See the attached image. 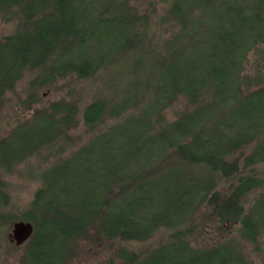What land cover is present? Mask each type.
<instances>
[{"label": "trees", "instance_id": "16d2710c", "mask_svg": "<svg viewBox=\"0 0 264 264\" xmlns=\"http://www.w3.org/2000/svg\"><path fill=\"white\" fill-rule=\"evenodd\" d=\"M91 1L0 0L2 9L17 6L31 23L0 44L4 83L10 87L27 65L47 64V73H74L79 78L92 75L104 57L95 45L97 27L87 23L89 15L83 10ZM244 7L228 6L229 16L215 19L222 31L221 50L214 47L208 60L195 67L196 72L184 67L186 60L174 76L171 68L167 70L149 111L158 113L177 96L195 99L208 93L211 103L198 104L159 133L150 132L142 120L124 122L47 172L31 202L37 215H22L34 227L26 250L32 264H42L43 257L62 247L58 242L65 247L68 238L96 222L98 233L109 240L144 241L158 228L174 230L171 241L142 257L120 250L124 264H247L229 243L196 248L185 237L186 230H181L204 205L215 207L220 222H239L242 237L255 241L264 235V189L248 209L244 206L246 196L262 188L260 178L239 176L230 195L215 189V178L237 173L231 153L244 144L256 143L245 157L248 165L264 161V86L242 93L237 79L251 47L264 45V0L249 2V13H243ZM191 34L196 36L197 32ZM199 68H203L201 72H197ZM124 105L122 102L112 113ZM227 105L223 118L213 119L210 112L220 113ZM104 110L103 101L90 102L83 110L84 124H94ZM62 112L66 114L58 120ZM70 116L58 107L37 114L24 130L18 129L0 142L1 161L9 163L23 149H38L53 138L59 124L70 121ZM207 121L212 127H207ZM160 160L164 167L155 165ZM3 187L0 178V210L9 201Z\"/></svg>", "mask_w": 264, "mask_h": 264}, {"label": "rangeland", "instance_id": "374dc122", "mask_svg": "<svg viewBox=\"0 0 264 264\" xmlns=\"http://www.w3.org/2000/svg\"><path fill=\"white\" fill-rule=\"evenodd\" d=\"M249 2L254 0H92L83 6V10L89 15L87 23L97 27L99 36L95 45L104 57L92 75L79 78L74 73H47L45 64L22 68L10 87L0 76V142L18 129L24 130L37 114L52 112L53 107L65 109L71 115L70 121L59 124L53 138L38 149H23L9 163L0 159V178L9 200L0 210V264H32L26 254L32 236L16 246L9 234L14 222L26 221L23 214L37 215L31 202L52 167L124 122L142 120L147 122L150 132L159 133L167 123L198 104L213 101L208 93L195 99L177 96L158 113L149 111L154 92L167 70L171 68L174 76L180 63L186 60L184 67L188 65L190 71L196 72L195 67L208 60L214 47L221 50L218 43L222 31L216 27L215 19L229 16L228 6L243 5V13H249ZM30 25L17 6L0 7V44L17 30ZM193 30L197 32L196 36L191 34ZM237 79L242 93L264 86L262 43L251 47L246 54ZM95 100L103 101L105 110L94 124L86 125L82 119L83 110ZM122 102L124 108L113 114V109L115 111ZM228 106L220 113L210 112V115L219 120L228 111ZM65 114L57 115L58 120ZM207 127H212L210 121ZM255 144L252 141L232 151V161L238 167L235 175L215 178V189L224 195H230L239 176L260 178L263 186L246 196V209L264 189V161L254 165L245 161ZM158 163L165 166L163 160L155 165ZM217 216L215 207L201 206L181 227L182 231L186 230L189 243L196 248H207L227 242L244 256L247 264H264V235L255 241L246 239L239 233V222H220ZM97 226L98 222L92 223L83 233L68 238L65 247L58 242L63 248L60 246L56 254L43 257L42 264H57L60 258L61 264H124L119 257L120 250L142 257L171 241L174 232L171 228L161 227L144 241L109 240L98 233Z\"/></svg>", "mask_w": 264, "mask_h": 264}, {"label": "water", "instance_id": "95a60500", "mask_svg": "<svg viewBox=\"0 0 264 264\" xmlns=\"http://www.w3.org/2000/svg\"><path fill=\"white\" fill-rule=\"evenodd\" d=\"M33 234V225L29 221H17L12 224L11 233L9 234L10 240L16 246L22 245Z\"/></svg>", "mask_w": 264, "mask_h": 264}]
</instances>
